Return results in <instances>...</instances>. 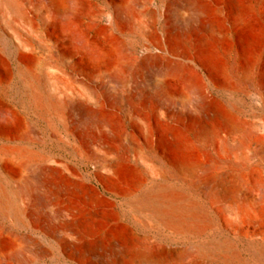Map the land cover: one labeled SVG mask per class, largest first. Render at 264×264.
<instances>
[{"label": "rangeland", "instance_id": "1", "mask_svg": "<svg viewBox=\"0 0 264 264\" xmlns=\"http://www.w3.org/2000/svg\"><path fill=\"white\" fill-rule=\"evenodd\" d=\"M174 1L128 0V17L116 31L106 0H13L16 10L0 1V111L14 114L7 122L0 116V165L12 177L7 187L19 210H0V264H264V221L242 211L255 185L264 186V0H253L238 22L226 0H211L223 17L217 36L207 48L187 36L183 62L170 73L143 63L142 54L148 40L164 42ZM112 30L117 53L95 65L82 37L108 44ZM156 77L172 98L154 85ZM205 97L223 118L195 109ZM99 115L110 125L108 136ZM137 154L145 162L124 168L121 190L137 191V180L151 185L155 169L170 174L169 183L186 191L194 207L192 229L163 226L99 185L101 162ZM88 185L105 198L100 209L111 222L96 229L129 230L135 240L129 257L119 260V246L102 234L103 249H76L64 214L89 208ZM141 248L149 255L135 258Z\"/></svg>", "mask_w": 264, "mask_h": 264}, {"label": "bare ground", "instance_id": "2", "mask_svg": "<svg viewBox=\"0 0 264 264\" xmlns=\"http://www.w3.org/2000/svg\"><path fill=\"white\" fill-rule=\"evenodd\" d=\"M0 1H2V3L8 9L16 10V6L13 0ZM226 3L228 5L230 13L232 14V19L235 22L243 21L242 18L245 16V14L248 12H252L251 10H253V0H226ZM174 4L175 6L178 5L180 9L173 8L172 5ZM106 6L110 23L111 25L116 27V31L120 26L124 24L126 17H128V0H106ZM178 10L181 11L179 12ZM219 11L220 8L218 7V4L212 3L211 0H178L171 2V4L169 5V16L172 19L170 31H168L167 34L164 35V42H160L158 37L147 41V43L144 45L142 62H151V66L153 64L158 71L167 70L170 73L174 72L183 62L184 53L182 52V49L187 36H191L192 34L198 36L199 40H201L202 44H204L203 46H206L205 48L208 47L210 39L217 36V31L221 26L223 18ZM176 16L179 18H176ZM177 22H181V24L177 25ZM186 25H188V28L186 27ZM116 34L117 33H115L113 30L110 31V40L108 44L104 40L92 39L87 35L83 36L82 49L85 52L84 55L95 62V65H99V63L105 62L108 58L115 56L118 50V46L116 44L117 42H115ZM154 50H159V52ZM177 57H181V60ZM192 61L195 67H199L201 70L205 69L203 65L199 64L196 60ZM154 85L160 86L161 90L164 93H166L170 97L172 96L171 92L163 83V80H161L159 77H156L154 79ZM35 99H37L38 103H43L42 98L37 94H35ZM195 109L209 115L211 119L223 118L222 112L219 107L208 97H205L204 99V106L196 103ZM0 116L5 122H7L14 117V114L13 112L3 109L0 111ZM96 121L100 128L103 130L104 137L106 135L108 136L109 131L111 130L109 123L105 121V118L102 115H99ZM117 138L121 137L117 135ZM108 143L109 142H104L103 145L110 146V144ZM166 144L169 147H173L175 144V138L171 131H168L166 134ZM130 162L135 166L139 165L140 163H144L145 161L142 156H139V154H137L136 157L124 156L118 159L116 158L115 160L108 158L105 159L103 162H101L97 171L99 185L109 191L114 192L116 195L123 194L125 198L124 201H126L134 211H136L137 213L147 211L158 223L163 226L176 228L182 231H188L192 229L196 221L195 219L197 218L194 207L187 202V199H189V197L187 198L188 195H184L186 194V191H184L183 194V190H177V187L175 188L169 183L170 174L168 175L165 172L155 169L151 173V175H154V178H152L154 180H152L151 185H144L145 182L143 180L136 179L138 182L137 191L134 190L135 192L125 193L121 190V186L119 187L121 181L120 175L124 171V168L128 167ZM151 165L153 166V164ZM51 171V168L43 171L46 180L49 179ZM230 175L232 177H241L236 172H233ZM10 181H12L11 175L6 172L0 165V210L4 213L17 214L19 210L15 207L14 204V193L7 187V184L10 183ZM260 183L258 185H255L253 191H251L254 192L252 193L253 195L251 194L248 198H246L244 205L242 204V211L246 214L247 217L252 220L261 219L262 221H264V186ZM75 185L76 183H74L73 186L75 187ZM223 186L224 182L221 181L218 182L216 188L220 191V187ZM32 191L33 188H28L26 190L27 194H30ZM64 191L65 190H62L61 193L59 192L56 196V199L63 197ZM100 193L101 192L97 188L88 185L85 196L87 197L89 208L84 212L79 207L75 206L67 208L66 213L64 214V221L66 224L65 226L68 229L70 228L69 230L75 235L76 240L79 241L76 249L79 248V250L83 249L87 250L88 252L91 250H96L98 246L101 247L102 235H105L110 238L109 240H111V243L113 245L119 246L120 252L117 256L119 260L124 259L127 256L129 257L132 247L135 245H133V242L135 240L129 233V230L126 231L127 229L125 228L126 230H124L123 227V230H113L106 227V229L104 230L101 229L102 232H99L97 230L99 228L96 229V223L99 221L104 223L105 225H109V223H111L109 221V216L100 209V205L105 200L103 195H101ZM191 203H193V201ZM236 212H238V210H236ZM243 212L242 215H244ZM99 225L101 226V224ZM90 238H94L95 242H89ZM219 247L220 245H215L214 251H216V249H219ZM201 249L204 250L205 248L202 247ZM261 251L264 254L263 248L261 249ZM148 255L149 254L147 250L145 248H141L136 254L135 258H144ZM170 264L178 263L172 262Z\"/></svg>", "mask_w": 264, "mask_h": 264}]
</instances>
